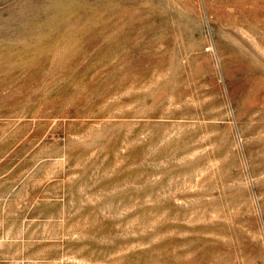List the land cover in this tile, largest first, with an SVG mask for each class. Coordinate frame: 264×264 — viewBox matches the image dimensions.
Here are the masks:
<instances>
[{
  "label": "rangeland",
  "instance_id": "1",
  "mask_svg": "<svg viewBox=\"0 0 264 264\" xmlns=\"http://www.w3.org/2000/svg\"><path fill=\"white\" fill-rule=\"evenodd\" d=\"M0 264H264V0H0Z\"/></svg>",
  "mask_w": 264,
  "mask_h": 264
}]
</instances>
